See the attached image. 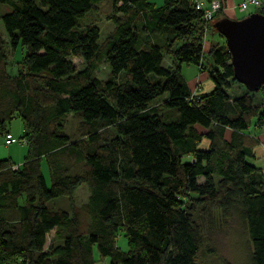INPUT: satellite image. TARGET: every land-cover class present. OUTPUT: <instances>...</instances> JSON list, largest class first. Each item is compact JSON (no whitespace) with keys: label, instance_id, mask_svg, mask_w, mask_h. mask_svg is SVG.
<instances>
[{"label":"trees","instance_id":"1","mask_svg":"<svg viewBox=\"0 0 264 264\" xmlns=\"http://www.w3.org/2000/svg\"><path fill=\"white\" fill-rule=\"evenodd\" d=\"M96 1L0 0L9 47L21 52L9 57L0 37V135H13L18 117L27 144L20 164L0 158V264H198L195 215L211 222L215 211L238 215L251 264H264V174L249 160L258 139L247 131L264 125V84L235 91L225 42L204 49L225 14L205 21L194 0H112L113 27L100 39L96 23L81 21ZM257 7L264 13V0ZM183 62L214 87L191 90ZM82 183L80 205L47 204ZM53 228L61 241L45 249Z\"/></svg>","mask_w":264,"mask_h":264},{"label":"rangeland","instance_id":"2","mask_svg":"<svg viewBox=\"0 0 264 264\" xmlns=\"http://www.w3.org/2000/svg\"><path fill=\"white\" fill-rule=\"evenodd\" d=\"M163 0H155L157 4L162 3ZM241 0H233V5L236 7L231 13L233 18H238L247 15L252 11L258 10L255 5H249L245 10H241L238 4ZM112 0H97L96 7L88 11L84 17L81 19L82 23L94 22L99 26V37L104 38L108 31L113 27V22L108 18V14L111 11ZM10 6L8 4H0V13L8 11ZM221 10L219 12L222 13ZM230 14V15H231ZM0 37L4 40L5 48L8 52L9 57L20 58L21 52L20 48L17 47L15 51L10 49L8 37L4 30L2 20L0 18ZM219 40L220 42H225L223 35L218 32L207 31L205 39L203 41L204 49L206 50L209 46L210 40ZM160 41L161 38H158ZM14 52V53H13ZM74 62L77 65H81L80 57H73ZM170 60L169 56L165 54L164 62L167 63ZM170 62V61H169ZM9 70L14 72V65H9ZM108 66L105 62L101 63L96 74L99 77H106L108 74ZM181 73L184 77L191 83L193 79L199 76L200 72L197 64L193 62H183L181 64ZM235 91L243 90L245 86L242 83H235L233 85ZM256 91V90H255ZM163 99V96H159L152 100V103L159 102ZM167 116H170V110L163 109ZM76 126V121L67 115V121L65 124V131L72 135L74 128ZM253 125H249V129H253ZM9 130L15 137H20L21 133V121L18 117H14L9 123ZM24 143V142H23ZM21 145L20 142H12L10 144L4 143V136L0 135V158L8 156L9 147H17ZM42 168L45 173L47 180L49 179L48 168L44 161H42ZM89 189L85 183L80 184L75 189L71 198L60 195L53 197L48 200L47 204L50 206H63L65 208L70 207V201L74 202L75 205H80L86 200ZM204 213H196V219L201 225L202 229V245L199 253L196 256V262L198 264H251L250 259V239L243 221L238 217L237 214H231L230 216H223L219 211H215L212 221H208ZM117 244L123 249L127 248V239L120 231L116 237ZM61 241V238L57 236L55 228L50 229L46 235V242L44 245L45 249H48L51 245H55ZM97 264H108L106 257H101L97 260Z\"/></svg>","mask_w":264,"mask_h":264},{"label":"water","instance_id":"3","mask_svg":"<svg viewBox=\"0 0 264 264\" xmlns=\"http://www.w3.org/2000/svg\"><path fill=\"white\" fill-rule=\"evenodd\" d=\"M212 25L225 38L233 76L249 90L264 84V13L252 11L233 18L223 15Z\"/></svg>","mask_w":264,"mask_h":264},{"label":"crops","instance_id":"4","mask_svg":"<svg viewBox=\"0 0 264 264\" xmlns=\"http://www.w3.org/2000/svg\"><path fill=\"white\" fill-rule=\"evenodd\" d=\"M223 14L234 17L232 16V12L234 11L233 9L235 8L233 6V0H223ZM231 14V15H230ZM170 60H168V64ZM200 74L196 78H198L199 83L197 84L196 78L193 79V82L191 83L189 80H187L188 86L191 90H194L195 88H199V91L201 92H207L211 90L214 87V84L212 80L210 79L208 72L206 70L199 71ZM264 88V87H263ZM262 90V89H261ZM258 95H261V91H259ZM253 129L248 128V132L251 135H254L257 139L258 142L257 144L253 147V156L249 157V160L257 167H259L264 174V125L257 127L253 125ZM10 144V143H9ZM21 145L17 147H9L8 148V156L11 157L12 161L15 163H21L26 152H27V144L20 142ZM208 144V140L203 138L199 143L198 147H206ZM41 168H42V162H41ZM43 175L45 177V173L42 168Z\"/></svg>","mask_w":264,"mask_h":264},{"label":"built area","instance_id":"5","mask_svg":"<svg viewBox=\"0 0 264 264\" xmlns=\"http://www.w3.org/2000/svg\"><path fill=\"white\" fill-rule=\"evenodd\" d=\"M261 2L262 0H241L238 4V7L241 10H245L249 5L258 6L261 4ZM194 3L195 7L202 10L203 18L205 19V21L211 20L217 11H221L224 8L223 0H194ZM233 6L236 7L235 4ZM196 82L197 84L199 83L198 78H196ZM196 89L198 88H195L194 91H196ZM16 141L25 142V139H20L11 135L10 133H6V135L4 136V142L7 144ZM13 166L16 167V164H14Z\"/></svg>","mask_w":264,"mask_h":264}]
</instances>
